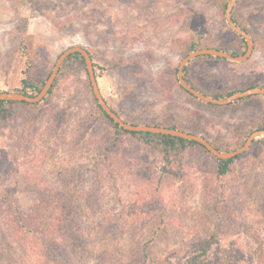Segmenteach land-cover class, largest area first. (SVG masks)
<instances>
[{
	"label": "rangeland",
	"instance_id": "obj_1",
	"mask_svg": "<svg viewBox=\"0 0 264 264\" xmlns=\"http://www.w3.org/2000/svg\"><path fill=\"white\" fill-rule=\"evenodd\" d=\"M229 1L0 0V91L19 92L23 80L42 88L58 57L80 46L124 120L175 126L234 151L264 130V97L212 105L178 79L192 46L243 50L226 19ZM234 15L256 47L243 63L195 61L189 77L209 93L264 86V0L239 1ZM7 111L0 264H190L213 237L209 264H264V138L222 177L201 147L167 167L156 150L105 121L78 60L45 103ZM44 197L60 199L64 226L58 248L39 260L8 235L3 217Z\"/></svg>",
	"mask_w": 264,
	"mask_h": 264
},
{
	"label": "trees",
	"instance_id": "obj_2",
	"mask_svg": "<svg viewBox=\"0 0 264 264\" xmlns=\"http://www.w3.org/2000/svg\"><path fill=\"white\" fill-rule=\"evenodd\" d=\"M233 20L239 27H241L248 34L251 35V32L248 29V27H246L242 22H240L238 19H236L235 15H234V11H233ZM238 36L241 38V43L243 44V50L232 51V50H224V49L218 48V47H217V49L229 51V53H231L233 56L243 55L247 50V43L242 36H240V35H238ZM253 40L255 42V47H256V41L254 38H253ZM199 49L200 48L192 46L191 50L196 51ZM200 59L201 60H224V61L226 59L218 58V57H212V56H201V57H198V58L192 60L187 65V67L185 68V80L193 88L201 91L202 93H204L206 95H210L214 98L221 99V98L229 97L232 94H234L235 92L245 91L247 89H252V88H256V87L264 88L263 85L255 84V85L247 86L244 89L229 91V92H226L225 94L209 93V92L203 90L199 86V83L196 79L192 80L189 77L191 65L195 61L200 60ZM73 60H78L83 65L84 70L87 74L88 85H89L90 91L92 93V96L94 98V101L96 103V106L99 110V113L103 116L105 121L117 133H119L121 135L134 137V138L138 139L139 141H141L142 143H144L145 145H147L148 147L156 150L163 157V160H164L167 167H173L174 162L181 160L182 156L185 154V152L188 149H190L191 147H201L207 153L211 154L203 145H201L195 141L184 140L181 138H175V137H171V136L154 135V134H150V133L129 132V131H126L123 128H121L119 125L115 124L113 122V120L103 111L101 106L98 104V101L95 98L93 90H92V86L90 83V79L88 76V72L86 69L84 58L79 53L71 55L66 60V62L64 63V65L62 66V68L60 70V73L56 79L55 84L53 85V88L51 89L48 96L41 103L29 104L26 102H3V101H1L0 102V117H6L7 113H8V111H7L8 108L12 105H15V104H23V105H28V106H38L40 104L45 103L48 100V98L52 95L53 90L56 87V84H57L60 76H62L66 72V69H68L70 63ZM40 90H41V88L30 84L27 80H23L22 81V89L19 92L23 93L25 95L33 96V95H36ZM34 93H36V94H34ZM255 96L264 97L262 95H255ZM251 97H253V96H251ZM251 97L241 99V101L249 99ZM114 111L118 114V112L116 110H114ZM149 125H151V124H149ZM155 126H160V125H155ZM163 127H169L172 129H179L175 126H163ZM259 129H264V127L259 128ZM179 130H182V129H179ZM182 131L189 132L186 130H182ZM189 133H192V132H189ZM192 134H195V133H192ZM195 135H197V134H195ZM202 137H204V136H202ZM204 138H206V137H204ZM255 142L253 143V145L255 144ZM210 143L213 144L218 150H220L222 152L226 151L223 148L215 145L212 141H210ZM240 156H242V155H240ZM240 156H238V157H240ZM238 157H236V158H238ZM236 158L230 159V160H220V159L216 158L217 162H218V168H217L216 172H217L219 177L225 176L231 171L232 164ZM60 202H61L60 199L57 197H54V198L50 197L49 201H48L47 197H44V199H42L41 201H35L33 203L32 206H34V209L23 208L22 206L16 205L15 206L16 208L14 211L8 212L3 217L5 229L8 233V235L12 239L19 241L28 250L30 255H32L36 259L42 260L43 258H45V255L47 254L46 253L47 249L58 248V246L60 245L58 242V238L62 232V227L64 226V219H63V216L60 214V211H59ZM211 242H214V237L212 238L211 241H208L203 245L201 250L193 257L190 264H209L207 261V254H208V245ZM154 262H155V264H164V261H162V260H157V261L155 260Z\"/></svg>",
	"mask_w": 264,
	"mask_h": 264
},
{
	"label": "water",
	"instance_id": "obj_3",
	"mask_svg": "<svg viewBox=\"0 0 264 264\" xmlns=\"http://www.w3.org/2000/svg\"><path fill=\"white\" fill-rule=\"evenodd\" d=\"M241 0H230L226 7V19L230 26V28L237 33L238 35L242 36L246 43H247V50L241 56H233L231 53L223 50H219L216 48H202L196 51L191 52L179 64L178 67V79L182 86V88L191 94L196 99L218 106H227L235 101L240 99L248 98L255 95H262L264 96V88L256 87L252 89H247L245 91L235 92L229 97L226 98H214L210 95H206L201 91L193 88L186 80H185V68L187 65L194 59L201 57V56H212L223 58L228 61L243 63L246 62L254 53L255 49V42L250 34H248L244 29L239 27L233 20V11L237 3ZM79 53L84 58L86 69L88 72V76L90 79V83L92 86V90L94 93L95 98L98 101V104L101 106L103 111L113 120V122L119 125L126 131L129 132H136V133H150L154 135H163V136H171L175 138H181L184 140L195 141L201 145H203L213 156L220 160H230L234 159L240 155L246 153L253 145V143L260 138H264V130H257L253 132L247 139V141L234 151L229 152H222L218 150L210 141L202 136L195 135L189 132H185L179 129H172L169 127L163 126H155V125H145V124H132L126 122L122 119V117L117 114L108 104L105 97L102 95L100 90L97 76L95 73L93 58L90 52L80 46H73L66 49L57 59L48 79L42 86L41 90L36 95H25L20 92H0V102H26L29 104H39L41 103L50 93L53 85L56 82V79L60 73V70L66 60L73 54Z\"/></svg>",
	"mask_w": 264,
	"mask_h": 264
}]
</instances>
